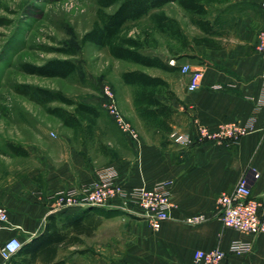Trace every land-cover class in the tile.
I'll list each match as a JSON object with an SVG mask.
<instances>
[{
  "label": "crops",
  "instance_id": "crops-1",
  "mask_svg": "<svg viewBox=\"0 0 264 264\" xmlns=\"http://www.w3.org/2000/svg\"><path fill=\"white\" fill-rule=\"evenodd\" d=\"M263 4L264 0L206 4V30L195 24L200 31L189 44L191 51L173 58L172 64L180 69L191 65L199 73L197 88L189 89L192 73L165 78L173 96L161 95V99L174 109L166 139L141 135L134 141L124 133L129 153L100 166L93 165L84 146L78 147L68 136L48 140L49 155L39 156L40 167L32 179L0 185V205L8 213L0 243L17 237L25 244L45 234L49 216L61 226L84 213V231H70L68 238H77L57 246L54 260L65 264H191L197 249L220 247L227 251L220 264H264V232L253 237L225 227L217 216V197L231 192L242 178L255 196H264V59L256 49L264 27ZM250 121L253 129L236 142L185 144L172 139L175 132L196 139L199 125L215 131L227 122ZM161 130L156 127L154 131ZM108 165L117 169L119 182L127 188L172 181L175 206L159 229L150 226L139 207L127 206L121 199L110 206L88 208L56 201L57 192L80 189L96 178L100 167ZM200 214L204 221L186 222ZM236 239L253 240L252 250L232 252ZM6 262L0 255V264Z\"/></svg>",
  "mask_w": 264,
  "mask_h": 264
},
{
  "label": "rangeland",
  "instance_id": "rangeland-1",
  "mask_svg": "<svg viewBox=\"0 0 264 264\" xmlns=\"http://www.w3.org/2000/svg\"><path fill=\"white\" fill-rule=\"evenodd\" d=\"M114 8L111 6L106 11ZM97 10L96 0H0V185L32 179L34 170L40 167L39 156L49 155L48 140L70 137L78 147L84 146L85 154L95 166L128 154V140L107 108L105 87L112 92L139 136L147 135L155 140L169 137L168 131L155 132L153 121L139 115L134 103L135 87L125 84L121 75L126 70L142 69L152 75L176 79L184 73L179 67L168 72L117 59L107 47L82 43L83 34L97 19ZM162 10L179 21L186 34V44L180 38L155 30L149 16L131 22L130 33L151 29L156 44L144 52L158 55L170 64L171 59L191 51L188 41L191 43L200 30L193 21L196 16L177 2L166 4ZM71 47L75 48L74 54L69 53ZM54 58L70 59L78 65V70L63 78L32 74L22 68L24 63L43 64ZM34 87L60 90L74 104L59 100L41 103L33 95ZM79 102L95 105L99 116L90 125L80 114L76 127L66 126L58 115L59 110L54 109L73 112ZM12 145L28 147L31 152L17 154Z\"/></svg>",
  "mask_w": 264,
  "mask_h": 264
},
{
  "label": "trees",
  "instance_id": "trees-1",
  "mask_svg": "<svg viewBox=\"0 0 264 264\" xmlns=\"http://www.w3.org/2000/svg\"><path fill=\"white\" fill-rule=\"evenodd\" d=\"M210 1L212 0H96L97 19L92 27L83 34L81 42L107 47L111 56L117 59L173 72L178 68L176 65L169 64L158 55L144 52V49L152 48L156 44L151 29H146L143 33L136 31L131 34L129 24L149 16L155 30L180 38L186 44V34L179 21L164 12L162 8L166 4L177 2L191 15L196 16L193 19L194 24L206 30L208 21L204 19V16L208 13L206 4ZM111 6H115L114 10L106 11V8ZM188 44H190L189 41ZM75 52V48L71 47L69 53L74 54ZM22 68L25 72L32 74L64 78L76 72L78 65L67 58H54L43 64L24 63ZM121 77L125 84L135 87L134 103L139 115L145 120L153 121L155 127L170 131L174 109L160 97V93L169 98L173 96L169 82L159 75H152L142 69L123 71ZM33 92V95L41 103L59 100L67 104H74V101L60 90L34 87ZM54 110H59L58 115L63 123L72 128L76 127V121H80L78 119L80 114L82 118L87 119L90 125L99 116L98 108L95 105L83 102L76 103L73 112L65 109ZM12 147L15 148L14 152L17 154H28V151L22 147L15 145ZM83 215L84 213L61 226L56 224L54 216H49L45 234L23 244L5 264H36L37 262L39 264H65L62 259H53L57 246L67 239L77 238V235L68 238L70 231H74L76 234L84 231ZM68 227L69 229L66 230ZM87 232H89L88 229Z\"/></svg>",
  "mask_w": 264,
  "mask_h": 264
},
{
  "label": "built area",
  "instance_id": "built-area-1",
  "mask_svg": "<svg viewBox=\"0 0 264 264\" xmlns=\"http://www.w3.org/2000/svg\"><path fill=\"white\" fill-rule=\"evenodd\" d=\"M264 7V4H263ZM257 51L264 59V27L259 33L256 45ZM175 60L171 59L170 64ZM183 73H192L189 89L197 88L196 80L199 73L192 70L191 65L181 67ZM264 75V73H263ZM108 96L107 108L121 130L132 140L139 141L137 130L126 120L108 87L104 88ZM253 129V122L245 124L227 122L217 130L211 131L207 126H198V136L191 138L188 134L173 133L178 143H202L205 141L236 142L241 135ZM54 135V133H52ZM229 142V143H230ZM171 180H162L152 186L140 185L127 188L119 182V172L112 166H103L97 170L96 178L84 184L80 189L60 190L56 193V201L60 205L77 208L113 205L115 199H121L127 206L139 207L150 226L157 230L162 223L171 217V210L175 206L172 200ZM217 216L225 227L235 228L253 237L264 232V196L253 194L246 179L238 181L231 192H222L217 197ZM204 215L188 217L186 222L197 224L204 221ZM8 222L7 209L0 205V229ZM23 246L17 237H11L0 243V255L8 261ZM253 240L236 239L230 250L236 253H248L252 250ZM227 256V251L220 247L209 250L197 249L191 264H220Z\"/></svg>",
  "mask_w": 264,
  "mask_h": 264
}]
</instances>
